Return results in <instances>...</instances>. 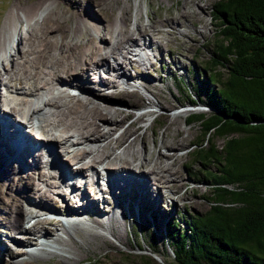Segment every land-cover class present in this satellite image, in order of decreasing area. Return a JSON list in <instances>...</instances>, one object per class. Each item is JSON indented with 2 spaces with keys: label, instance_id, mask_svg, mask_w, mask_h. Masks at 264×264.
<instances>
[{
  "label": "rangeland",
  "instance_id": "1",
  "mask_svg": "<svg viewBox=\"0 0 264 264\" xmlns=\"http://www.w3.org/2000/svg\"><path fill=\"white\" fill-rule=\"evenodd\" d=\"M39 1L42 5L26 22L22 6L34 9ZM83 1L67 0V6L55 0H0V264H174L167 225L206 213L213 205L214 189L203 178L206 169L193 158L202 129L188 121L193 112H213L203 104L208 99L202 86L213 73L206 63L218 33L213 8L221 0ZM44 39L53 44L39 63L37 50ZM65 45L79 46L81 57L72 62L81 66L79 76L60 83L54 73L60 70L66 79L70 65L61 60ZM94 46L99 53H92ZM114 67L130 83L120 82ZM37 71L39 78L32 75ZM82 83L90 90L79 89ZM50 100L58 105L45 104ZM194 100L196 105L190 104ZM81 105L83 115L97 105L105 119L115 120L100 122L98 142L81 120L72 126L59 117L60 111ZM17 126L40 149H16ZM213 143L221 147L225 140L218 137ZM80 152L84 156L76 159ZM154 166L160 167L159 174L152 172ZM40 191L52 199L38 208L34 203L40 202ZM25 193L36 196L30 194L26 202ZM66 202L75 203L82 215L75 216ZM22 206L68 230L84 231L76 236L81 258L67 260L78 251L57 225L46 226L51 233L44 237L46 254L39 251L41 240L13 247L11 241L21 232L8 236L4 218L15 219ZM13 248L21 253L12 254Z\"/></svg>",
  "mask_w": 264,
  "mask_h": 264
},
{
  "label": "trees",
  "instance_id": "2",
  "mask_svg": "<svg viewBox=\"0 0 264 264\" xmlns=\"http://www.w3.org/2000/svg\"><path fill=\"white\" fill-rule=\"evenodd\" d=\"M213 10V73L202 86L213 112L188 121L202 129L193 158L206 169L213 205L172 221L167 236L174 264H264V0H221Z\"/></svg>",
  "mask_w": 264,
  "mask_h": 264
},
{
  "label": "bare ground",
  "instance_id": "3",
  "mask_svg": "<svg viewBox=\"0 0 264 264\" xmlns=\"http://www.w3.org/2000/svg\"><path fill=\"white\" fill-rule=\"evenodd\" d=\"M57 3L58 2H63L64 4H66L67 6H69L70 4L67 2V0H55ZM76 2H78L79 4H83V0L81 1V0H75ZM40 2V1H39ZM71 3V2H70ZM92 3H94V4H97V5H101V1H99V0H93V2ZM39 5H42V3L40 2V3H38V5L33 9V7L32 8H29V7H27V6H22L24 9H25V18H26V22H28L29 23V21H31V17H33V15H34V10H37V8H38V6ZM30 17V18H29ZM92 18V17H91ZM91 20V19H90ZM92 21V20H91ZM95 24V23H94ZM96 25V24H95ZM63 28L64 27H62L61 25H59L58 26V29L61 31V30H63ZM131 42H133V41H131ZM135 42V41H134ZM53 43L52 42H50V40H46V39H44L43 40V42L41 43V47H40V49H38L37 51H38V53H37V57H36V61H38L39 63H44V57H48V54H49V49H50V47H51V45H52ZM78 49H79V46L78 47H76V46H74V45H69V46H66L65 45V49L62 51V53H61V60L62 61H68L69 63H70V65H69V69L67 70L68 71V75H67V78L66 79H63V77L61 76V72H60V70L59 71H57V72H55L54 73V75L55 76H57V81H60V83L61 82H63V83H68L69 82V78L73 75V76H79V67L81 66V65H79V64H77V63H75L74 64V62H72V60H77V59H79L80 57H81V55H80V52H78ZM99 51H100V49H98L97 47H93V49H92V53H99ZM44 58V59H43ZM47 59V58H46ZM37 62V63H38ZM36 63V64H37ZM35 64V65H36ZM39 65V64H38ZM86 65V64H85ZM107 72H108V70H107ZM112 72H114L113 74H116L117 73V75H119V76H121L119 79H120V82H121V80L123 79V81H124V83L125 84H127V80H128V76H127V74L124 72V73H122V71H120L118 68H116V67H114L113 68V70H112ZM142 74L144 73V71L142 72V70L140 71ZM43 73V72H42ZM119 73V74H118ZM32 75H34L35 76V78H39L40 76L39 75H41V72L40 71H37V72H35V74H32ZM52 76H53V74H51ZM48 83L49 81L47 80V81H45V83ZM128 83H130V82H128ZM44 84V83H43ZM60 85H63V86H65L64 84H60ZM38 86V85H37ZM78 86V85H77ZM101 86V85H100ZM103 86V85H102ZM101 86V87H102ZM45 87V86H44ZM68 87H76V86H68ZM147 88L148 87H150V85H148V86H146ZM78 88L80 89V88H88L89 89V87L85 84V83H82L80 86H78ZM37 89L38 90H40L39 89V86L37 87ZM90 90V89H89ZM32 93V92H31ZM31 93H29V94H31ZM33 94V93H32ZM154 95L156 96V94H155V92H154ZM160 101V100H159ZM82 103V102H81ZM160 103H161V105L162 106H164V103L163 102H161L160 101ZM45 104H47V105H54V106H57L58 105V103L57 102H55L54 100L52 101V100H50V101H48L47 103H45ZM46 105V106H47ZM80 105V104H79ZM77 106V105H76ZM76 106H74V107H66L67 109L66 110H62V111H60L58 114H59V117H60V119L62 120V121H65V122H69V124H72V126H73V124H77V123H79V120H81L80 122V124H83V127H87V128H91V131H92V135L91 136H93V135H96L98 132H100L101 130V128L103 127V125L101 124V123H104V124H109V122L111 123V124H114V119H105L104 117H105V115L103 116L102 115V108L101 107H99V106H97V105H95L91 110H90V112H89V114L87 115L86 114V111L84 112V115L81 113V111H80V109H82V107H84V105H81V106H78V107H76ZM39 108V107H38ZM38 108H35L36 110H38V111H36V112H39V109ZM85 108V107H84ZM41 109V108H40ZM105 109V108H104ZM73 115V116H72ZM71 116V117H70ZM90 119V120H89ZM3 120L5 121V119L3 118ZM88 121H90V122H88ZM107 121V122H106ZM101 122V123H100ZM21 128H19L18 126L16 127V136L14 137L15 139H14V141H13V145H14V147L16 148V149H18V150H22L23 148L25 149V148H33V150H35V148L36 149H38L39 147H40V143L39 142H37V143H35L36 141H32V139L30 138V139H28V138H25L24 136H22L21 135ZM181 131L179 130L178 131V134H177V138H182V135H181ZM107 134H109V133H107L106 132V134L104 133V135L103 136H105V135H107ZM65 135V134H64ZM97 138H100L99 136H97L96 135V137H95V141H99V139H97ZM45 139V138H44ZM41 140H42V142L44 141L43 140V138H41ZM52 140V139H51ZM43 144V143H42ZM40 149V148H39ZM43 149V148H42ZM84 153L85 152H80V154H79V157H77L76 159H79V158H81V157H83L84 156ZM36 156V155H35ZM36 159V158H35ZM99 160H100V158H99ZM64 165H67V163H65ZM68 166H69V163H68ZM66 170H68V169H66ZM72 170V169H71ZM83 170V169H82ZM153 170L154 171H152V172H156V174H159V173H157L159 170H160V167H156V166H154L153 167ZM157 170V171H156ZM80 171V170H79ZM81 172V171H80ZM162 172V171H161ZM110 172H108L107 173V175H106V178H107V180H106V182H103V184H102V186L103 187H105V189L107 188V185L108 184H106L107 182H109L108 181V177H110V174H109ZM123 173H128V172H123ZM123 173H121V174H123ZM63 174V173H62ZM134 175H135V177L137 178H139L140 176H143V175H137V174H135L134 173ZM145 176H146V174H144ZM64 176V175H63ZM98 176H99V173H98ZM125 177H127V176H129V173H128V175L126 176V175H124ZM144 177V176H143ZM147 177V176H146ZM113 178V177H112ZM137 178V179H138ZM110 179V178H109ZM144 184H146V183H144ZM144 184L141 186V187H137V186H135V188L138 190V189H142V187L144 186ZM77 187V186H76ZM123 187L125 188L126 187V183H125V181H123ZM146 188H148V186H147V184H146V187H145V189H144V192L146 191ZM105 189H102V194H103V191L105 190ZM127 189V188H126ZM126 189H124V190H126ZM37 192V191H36ZM41 193L39 194V198H40V202H36V203H34L35 204V206H38V208H40V207H42V202L44 201V200H46L47 202L48 201H51V199H52V195H50V194H48L47 193V191H40ZM146 193V192H145ZM30 194H32V197L34 196V198H35V196H36V194H33V193H30ZM30 194H27V193H25V196H24V200L27 202H30L29 201V198H31V195ZM84 194H87V191L85 192L84 191V193H82L81 195H80V193H78V196H79V199H80V197H83V196H85ZM112 195V194H111ZM112 198L111 199H113V197L114 196H111ZM104 198V197H103ZM102 198V202H104V200L106 199V198H104L103 199ZM49 199V200H48ZM83 199H84V197H83ZM94 199V198H93ZM95 200V199H94ZM82 203V202H81ZM23 205V204H22ZM24 206V205H23ZM23 206L21 207V209H20V211H19V215H18V217H16L15 219L14 218H8V215L4 218V219H8L7 220V230H8V232H10V233H8V236H9V234H11L12 232H21V234L19 235V236H16V237H14L15 239L14 240H12L11 241V243H13V245L15 244V246H13V247H19V246H29V245H31V244H36V243H39V241L41 240V242L43 241V243L41 244L42 245V247L43 248H41L40 247V249H39V251H41V253H47V252H44V251H46V249L44 248V246H47L46 244H44V242H45V238L44 237H46V238H48V236H50V232H49V230H48V227H46L47 225H57V226H62V228H63V230H64V232H65V234H67L70 238H72V243L70 244L71 246H72V249H76L78 252L75 254H73L74 255V257H69L68 256V259L67 260H70V262L72 261V262H76V260H79L81 257H80V254H81V251L78 249L79 248V246H80V242L79 241H77L76 239H77V234H79V233H85L84 231H81L80 229H78V228H76V230H74V231H71V230H68L66 227H64L59 221H55L54 219H52V218H41L40 217V212L39 211H37V210H32V209H25V208H23ZM47 206V205H46ZM85 206V205H84ZM51 208H53L54 210L56 209V206H54V205H52V206H50ZM65 207H70L75 213H74V215L75 216H77V217H79V215L81 216L82 214H81V212H79V209H78V207L77 206H75V203H69V202H66V205H65ZM81 207H83V204H81ZM37 208V209H38ZM140 207H138V212L140 213L141 212V210L139 209ZM49 210H51V209H49ZM49 214V213H48ZM52 215H54V214H52ZM89 215V214H88ZM28 216H31L32 217V219L30 220V222H31V226L29 227V228H25L23 225L27 222V217ZM70 222V221H69ZM75 225H77V224H75ZM42 231V232H41ZM89 234H93V236L95 237V238H99L100 240L102 239V240H105V239H103V236L102 235H98V234H96L95 235V233H92V232H90ZM102 236V237H101ZM120 237H122L121 235H120ZM46 243V242H45ZM102 243V242H101ZM78 246V247H77ZM47 247H49V246H47ZM10 252L12 253V254H18V253H21V250L19 249V248H17V249H15V248H13L12 250H10ZM27 254V253H26ZM28 256H30V257H32V258H34V257H36V255L35 254H33V253H31V254H27ZM54 258V257H53Z\"/></svg>",
  "mask_w": 264,
  "mask_h": 264
}]
</instances>
